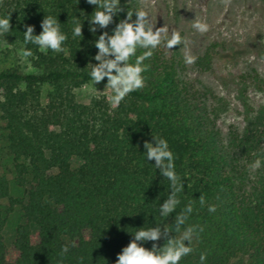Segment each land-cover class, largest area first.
<instances>
[{
    "label": "trees",
    "instance_id": "1",
    "mask_svg": "<svg viewBox=\"0 0 264 264\" xmlns=\"http://www.w3.org/2000/svg\"><path fill=\"white\" fill-rule=\"evenodd\" d=\"M120 5L124 10L108 28L92 33L88 19L95 6L86 0H0V18L10 15L11 24L0 42L31 50L27 59L36 71H0V124L13 181L19 188L28 186L26 202L16 201L24 223L15 229L12 259L3 242L0 213V264H58L64 245L69 252L63 264H115L131 233L155 225L174 227L175 215L190 203L193 212L185 227L196 225L203 231L194 236L192 253L179 264H200L201 253H207L204 264H264V162L255 172L248 168L257 158L264 161V102L242 103V129L231 133L225 147L186 96L173 67L155 50L144 61L150 65L143 73L145 87L118 107L102 97L88 105L75 100V89L94 85L90 63H98L95 41L103 31L111 35L126 19V0ZM45 15L56 17L68 37L62 53L24 46L25 26L33 25L34 34H40ZM74 17L83 23V37L75 39ZM143 51L138 49L137 55ZM210 58L206 53V65ZM257 82L264 93V81ZM106 84L107 78L96 85ZM43 86L49 87L44 104ZM153 136L167 140L184 184L181 204L167 219L159 208L170 193L169 181L147 160L143 147ZM72 158L80 161L75 169ZM8 196V181L0 175V200ZM208 205L217 210L210 213ZM31 225L37 228L35 244ZM152 243L143 246L151 249ZM156 243L163 247L166 240Z\"/></svg>",
    "mask_w": 264,
    "mask_h": 264
},
{
    "label": "rangeland",
    "instance_id": "2",
    "mask_svg": "<svg viewBox=\"0 0 264 264\" xmlns=\"http://www.w3.org/2000/svg\"><path fill=\"white\" fill-rule=\"evenodd\" d=\"M128 7L133 12L144 7L156 28L168 30L155 51L173 67L177 82L206 118L216 140L228 147L231 133L240 131L243 126L242 103L264 102V93L257 82L264 81V0H148L147 5L129 0ZM197 20L208 25L207 32L202 34L192 27ZM173 29L187 41V47L184 43L172 49L166 47ZM20 50L21 47L0 42V71L17 67L24 73H36L28 59H22ZM186 51L197 58L195 63L185 62ZM206 53L211 56L207 65L204 63ZM105 86L85 84L74 90L75 100L88 105L91 100L102 97L113 105L112 90ZM48 89V86L41 89L42 104L46 102ZM79 164L78 159H71L72 169ZM0 175L8 181L9 196L0 200V213L4 219L3 242L8 249V259H12L16 255L12 247L15 229L24 223L16 201L26 202L28 186L19 188L14 184L13 164L1 124ZM30 229L31 243L35 244L37 228L31 225ZM63 241L70 242L67 238Z\"/></svg>",
    "mask_w": 264,
    "mask_h": 264
},
{
    "label": "clouds",
    "instance_id": "3",
    "mask_svg": "<svg viewBox=\"0 0 264 264\" xmlns=\"http://www.w3.org/2000/svg\"><path fill=\"white\" fill-rule=\"evenodd\" d=\"M86 2L95 6L91 18L88 19L89 31L92 33H96L98 29H107L113 22L114 16L124 10L120 0H86ZM139 2L147 5L148 0H139ZM127 3L129 5V0ZM133 16H135L134 20ZM72 23L74 25L73 39L83 37V23L78 17H74ZM25 27L24 46L35 45L45 54L49 50L54 53L65 51L63 45L68 37L62 32L56 17L45 15L41 21L42 31L38 35L34 34L33 25ZM192 27L202 34L208 31V25L198 20L192 24ZM10 31V15L0 18V36H5ZM167 31L164 27L156 28L149 12L144 7H140L134 12L128 10L126 19L116 25L111 35L107 31L99 35L95 41L98 51L94 56V60L98 63H90V77L94 85L107 78L105 88L112 90L111 101L114 107H118L130 93L145 87L143 73L149 70L150 65L145 64L144 61L152 57L154 50L166 38ZM5 43H7L6 39ZM181 43L187 47V41H183L179 33L173 29L170 38L166 40V47L172 49ZM138 49H144L142 54L137 55ZM19 54L23 60L33 56L32 51L26 47H22ZM133 57H135L134 63L131 62ZM184 58L187 64H193L197 59L189 51L185 52ZM143 147L146 150L147 160L154 161V166L159 170L160 175L169 181L170 193L159 208L160 216L167 219L181 204L179 194L183 192L184 184L175 171V157L167 140L153 136V142L146 140ZM262 162L264 161L261 158L255 159L248 165L249 171L255 172L262 166ZM199 203L202 207L205 206L206 200L203 195L199 197ZM216 210L215 205H208L210 213ZM192 212L193 207L190 203L175 215L174 227L167 224L155 225L148 228L141 227L131 233L132 240L117 255L115 264H179L183 257L192 253L191 244L194 236H197L198 231H203L202 227L196 225L185 227ZM172 233L175 235H171ZM162 238L166 240V243L160 247L156 242ZM145 242H153L152 248L144 247ZM68 252L69 247L64 245L59 254L61 259L58 264H63V259ZM206 259L207 253H201L200 264H204Z\"/></svg>",
    "mask_w": 264,
    "mask_h": 264
}]
</instances>
